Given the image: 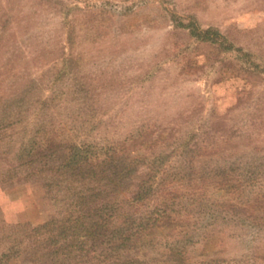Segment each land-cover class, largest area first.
<instances>
[{"label": "rangeland", "instance_id": "rangeland-1", "mask_svg": "<svg viewBox=\"0 0 264 264\" xmlns=\"http://www.w3.org/2000/svg\"><path fill=\"white\" fill-rule=\"evenodd\" d=\"M8 102L30 131L48 130L39 146L81 145L93 126L127 141L129 156L168 145L167 170L188 175L176 186L202 194L188 261L264 264V228L218 206L264 190V0H0V106ZM61 179L53 190L22 176L0 186V228L68 215L75 195ZM208 235L215 249L204 248ZM145 252L168 256L160 244Z\"/></svg>", "mask_w": 264, "mask_h": 264}, {"label": "trees", "instance_id": "trees-1", "mask_svg": "<svg viewBox=\"0 0 264 264\" xmlns=\"http://www.w3.org/2000/svg\"><path fill=\"white\" fill-rule=\"evenodd\" d=\"M8 103L0 106V186L22 176L42 180L53 190L63 186L61 177L66 176L75 199L69 202L68 215L38 226L24 222L0 228V264L26 255L31 264H191L185 249L196 238L191 231L192 207L202 194L186 189L183 182L176 186L174 178L185 175L184 181L188 175L167 170L173 158L168 145L158 147L160 141H151L144 145L145 150L151 148L149 153L129 156L127 141L101 134L99 126H93L81 145L48 139L39 146L48 130L43 125L30 131L25 110ZM240 188L241 183L231 187L236 192ZM218 206H231L228 212L245 213L252 225L264 226V190L241 206L231 201ZM200 240L205 249L218 247L213 235ZM152 244L164 247L167 259L154 263L147 258L145 248Z\"/></svg>", "mask_w": 264, "mask_h": 264}, {"label": "crops", "instance_id": "crops-1", "mask_svg": "<svg viewBox=\"0 0 264 264\" xmlns=\"http://www.w3.org/2000/svg\"><path fill=\"white\" fill-rule=\"evenodd\" d=\"M212 202H214V201H212ZM249 202V201H248ZM249 214V213H248ZM264 216V215H263ZM238 221H241V219H239ZM259 226V225H258ZM262 228H264V226H262Z\"/></svg>", "mask_w": 264, "mask_h": 264}]
</instances>
